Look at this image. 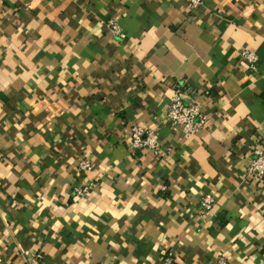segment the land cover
Masks as SVG:
<instances>
[{
    "label": "crops",
    "instance_id": "1",
    "mask_svg": "<svg viewBox=\"0 0 264 264\" xmlns=\"http://www.w3.org/2000/svg\"><path fill=\"white\" fill-rule=\"evenodd\" d=\"M176 81L194 135L167 118ZM262 139L264 0H0V264H264Z\"/></svg>",
    "mask_w": 264,
    "mask_h": 264
},
{
    "label": "built area",
    "instance_id": "2",
    "mask_svg": "<svg viewBox=\"0 0 264 264\" xmlns=\"http://www.w3.org/2000/svg\"><path fill=\"white\" fill-rule=\"evenodd\" d=\"M202 0H190L191 8H197L201 5ZM108 27L118 38L124 39L126 33L121 28L118 20L112 19L108 22ZM243 57L250 63L253 70L257 68L258 57L254 51L244 50ZM190 88L185 81H176L172 85L173 97L167 108V118L174 125L181 128L187 135L196 134L206 123L207 115L202 111L201 104L198 101L187 102L185 91ZM130 148L133 152L147 149L154 155L159 156L162 152V144L159 138L158 127H149L134 124L130 130ZM79 170L87 172L92 169L93 164L87 156L79 161ZM247 177L254 182L264 180V139L258 141L252 150V155L247 168ZM94 187L93 183L83 187H76L75 192L78 196H84ZM214 194H206L200 201L199 213L206 215L214 210ZM165 264H173L174 261L170 256H163ZM217 264H226L223 258L217 259Z\"/></svg>",
    "mask_w": 264,
    "mask_h": 264
}]
</instances>
